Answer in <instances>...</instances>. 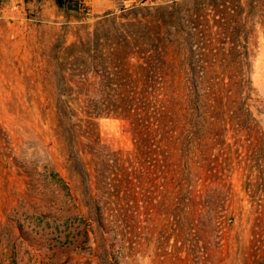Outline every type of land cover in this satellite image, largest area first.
I'll return each instance as SVG.
<instances>
[{"label": "rangeland", "instance_id": "rangeland-1", "mask_svg": "<svg viewBox=\"0 0 264 264\" xmlns=\"http://www.w3.org/2000/svg\"><path fill=\"white\" fill-rule=\"evenodd\" d=\"M76 3L0 0V264H264V0Z\"/></svg>", "mask_w": 264, "mask_h": 264}, {"label": "trees", "instance_id": "trees-1", "mask_svg": "<svg viewBox=\"0 0 264 264\" xmlns=\"http://www.w3.org/2000/svg\"><path fill=\"white\" fill-rule=\"evenodd\" d=\"M77 0H56V3L60 6V7H64L65 9H72L75 8L77 6ZM154 118L156 117V115L153 116ZM158 121H156V119H154V123L153 124H157Z\"/></svg>", "mask_w": 264, "mask_h": 264}, {"label": "crops", "instance_id": "crops-1", "mask_svg": "<svg viewBox=\"0 0 264 264\" xmlns=\"http://www.w3.org/2000/svg\"><path fill=\"white\" fill-rule=\"evenodd\" d=\"M125 0H112V3H114V2H124ZM126 1H135V0H126ZM109 2H110V0H109Z\"/></svg>", "mask_w": 264, "mask_h": 264}]
</instances>
